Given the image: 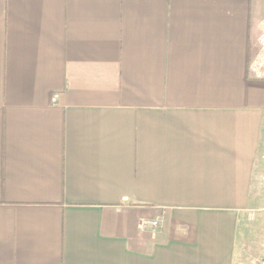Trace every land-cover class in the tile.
Returning a JSON list of instances; mask_svg holds the SVG:
<instances>
[{
	"label": "crops",
	"instance_id": "crops-1",
	"mask_svg": "<svg viewBox=\"0 0 264 264\" xmlns=\"http://www.w3.org/2000/svg\"><path fill=\"white\" fill-rule=\"evenodd\" d=\"M251 3L0 0V264H237L264 163Z\"/></svg>",
	"mask_w": 264,
	"mask_h": 264
},
{
	"label": "rangeland",
	"instance_id": "rangeland-1",
	"mask_svg": "<svg viewBox=\"0 0 264 264\" xmlns=\"http://www.w3.org/2000/svg\"><path fill=\"white\" fill-rule=\"evenodd\" d=\"M252 17H264V0H252L251 3ZM260 18V19H261ZM259 19V20H260ZM257 20V21H259ZM255 33V32H254ZM253 54L255 53L256 41L255 34L252 36ZM252 54V55H253ZM261 170L258 176V191L253 198L252 208L248 212L250 218V228L247 230L244 245L237 257V264H253L254 261L262 256L264 247V163L262 162ZM261 209L263 211H261ZM257 261V260H256ZM255 261V263H256Z\"/></svg>",
	"mask_w": 264,
	"mask_h": 264
},
{
	"label": "built area",
	"instance_id": "built-area-1",
	"mask_svg": "<svg viewBox=\"0 0 264 264\" xmlns=\"http://www.w3.org/2000/svg\"><path fill=\"white\" fill-rule=\"evenodd\" d=\"M255 53L251 59L252 76L258 79H264V17H262L255 26ZM162 216H157L153 219H140L138 227L140 229H156L161 222ZM262 256L256 259L253 264H264V247Z\"/></svg>",
	"mask_w": 264,
	"mask_h": 264
}]
</instances>
